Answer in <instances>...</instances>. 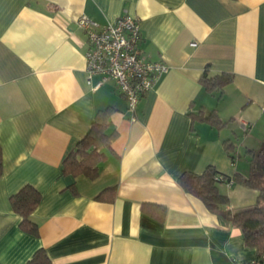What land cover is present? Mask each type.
I'll return each instance as SVG.
<instances>
[{
  "label": "crops",
  "instance_id": "1",
  "mask_svg": "<svg viewBox=\"0 0 264 264\" xmlns=\"http://www.w3.org/2000/svg\"><path fill=\"white\" fill-rule=\"evenodd\" d=\"M125 12L139 19L140 51L168 65L133 114L113 79L97 88L100 75L88 79L77 23L81 14L105 24ZM204 71L232 76L208 90ZM108 105L116 136L98 174L62 173L64 156ZM210 111L221 125L205 118ZM262 141L264 0H0L1 263L23 264L38 248L52 264L250 259L256 249L240 227L177 177L208 164L246 175V151ZM25 183L41 193L31 213L36 235L19 226L9 200ZM219 187L232 210L257 202L243 183Z\"/></svg>",
  "mask_w": 264,
  "mask_h": 264
},
{
  "label": "trees",
  "instance_id": "2",
  "mask_svg": "<svg viewBox=\"0 0 264 264\" xmlns=\"http://www.w3.org/2000/svg\"><path fill=\"white\" fill-rule=\"evenodd\" d=\"M141 38V35H140ZM140 41V40H139ZM231 74L221 73L209 76L206 71L202 73L201 81L208 90L221 89L231 79ZM113 106L108 105L98 109L86 133L76 142L74 147L64 156L62 173L72 175L84 174L93 178L98 174L99 164L105 158L116 131L108 130L109 111ZM216 126L222 124L214 111L205 116ZM225 147L235 158V152L230 142ZM249 169L246 175L235 172L227 175L219 172L213 165L208 164L201 172L183 171L178 177V183L186 190L199 197L206 207L231 223L240 227L247 245L255 247L256 255L264 254V141L254 150H247ZM2 174V160L0 150V175ZM243 183L257 191L256 204L232 210L228 207L229 197L220 190V183ZM41 199L40 191L31 183H25L9 197L14 211L20 215L19 226L36 235L38 224L31 213ZM161 217L165 209L160 206ZM160 217V218H161ZM0 264H4L1 263ZM23 264H52L43 248H38Z\"/></svg>",
  "mask_w": 264,
  "mask_h": 264
},
{
  "label": "built area",
  "instance_id": "3",
  "mask_svg": "<svg viewBox=\"0 0 264 264\" xmlns=\"http://www.w3.org/2000/svg\"><path fill=\"white\" fill-rule=\"evenodd\" d=\"M77 23L86 34L88 79L94 74L100 75V79L93 84L94 88L108 78L113 79L119 91L126 97L128 110L133 114L141 96L168 70V65L160 60H151L140 51L137 16L125 12L105 24H99L81 14ZM231 184L230 180L226 185ZM238 264H264V254Z\"/></svg>",
  "mask_w": 264,
  "mask_h": 264
},
{
  "label": "rangeland",
  "instance_id": "4",
  "mask_svg": "<svg viewBox=\"0 0 264 264\" xmlns=\"http://www.w3.org/2000/svg\"><path fill=\"white\" fill-rule=\"evenodd\" d=\"M248 162H249V161H247V160L245 161V163H246V165H248V169H249V163H248Z\"/></svg>",
  "mask_w": 264,
  "mask_h": 264
}]
</instances>
